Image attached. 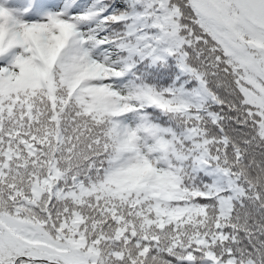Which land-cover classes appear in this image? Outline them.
Segmentation results:
<instances>
[{
  "label": "snow or ice",
  "instance_id": "obj_1",
  "mask_svg": "<svg viewBox=\"0 0 264 264\" xmlns=\"http://www.w3.org/2000/svg\"><path fill=\"white\" fill-rule=\"evenodd\" d=\"M0 264H264V0H0Z\"/></svg>",
  "mask_w": 264,
  "mask_h": 264
}]
</instances>
